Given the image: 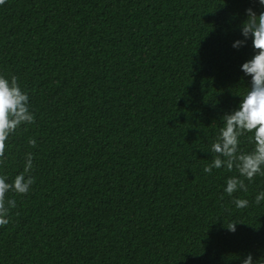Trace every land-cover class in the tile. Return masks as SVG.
<instances>
[{
  "label": "trees",
  "instance_id": "trees-1",
  "mask_svg": "<svg viewBox=\"0 0 264 264\" xmlns=\"http://www.w3.org/2000/svg\"><path fill=\"white\" fill-rule=\"evenodd\" d=\"M249 6L0 3V75L18 78L36 117L0 167L14 179L34 156L30 193L10 194L0 264H241L264 247V203L255 204L264 177L233 194L249 201L237 209L223 192L235 170L204 172L222 115L250 86L240 66L251 41L231 47Z\"/></svg>",
  "mask_w": 264,
  "mask_h": 264
},
{
  "label": "clouds",
  "instance_id": "clouds-1",
  "mask_svg": "<svg viewBox=\"0 0 264 264\" xmlns=\"http://www.w3.org/2000/svg\"><path fill=\"white\" fill-rule=\"evenodd\" d=\"M249 3L244 11L246 19L236 27L239 38L232 41L231 47L240 51L251 41L254 55L240 66L244 77H250V86L246 94L239 95L238 106L222 115V127L211 145L212 163L204 168L208 174L213 169L235 170L237 175L226 180L223 192L233 197L232 203L237 209L248 207L249 201L236 198L233 194L248 191L245 180L252 182L257 176L264 177V0H249ZM234 15L239 17V13ZM35 120L30 96L20 86L18 78L0 75V167L6 163L12 136L22 126L34 124ZM245 137L252 144V149L247 152L241 150L242 138ZM28 143L35 147L37 141L30 138ZM33 169L34 156L29 152L25 156L24 170L14 179L0 174V227L11 222V210L17 206L10 194L26 196L30 193L35 182L31 175ZM262 203L264 190L255 196V204L260 206ZM227 230L235 234L237 224H232ZM257 253L261 254L259 258ZM262 260L264 247H258L256 253L248 252L241 264H261Z\"/></svg>",
  "mask_w": 264,
  "mask_h": 264
}]
</instances>
